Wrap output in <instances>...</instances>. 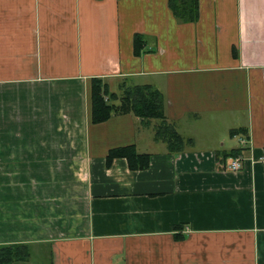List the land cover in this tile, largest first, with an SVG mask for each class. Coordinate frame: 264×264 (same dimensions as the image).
I'll return each mask as SVG.
<instances>
[{
    "label": "crops",
    "instance_id": "0c3cea01",
    "mask_svg": "<svg viewBox=\"0 0 264 264\" xmlns=\"http://www.w3.org/2000/svg\"><path fill=\"white\" fill-rule=\"evenodd\" d=\"M197 13L0 0V245L46 247L50 264H264V0H198ZM93 77L159 90L182 149L157 118L94 123ZM130 145L146 168L107 163Z\"/></svg>",
    "mask_w": 264,
    "mask_h": 264
},
{
    "label": "trees",
    "instance_id": "16d2710c",
    "mask_svg": "<svg viewBox=\"0 0 264 264\" xmlns=\"http://www.w3.org/2000/svg\"><path fill=\"white\" fill-rule=\"evenodd\" d=\"M174 12L183 21L198 18V0H169ZM144 36L135 34V54H140L144 46ZM91 102L92 121L94 123L108 120L115 114L132 112L142 117L145 122L152 118L160 120L156 127V136L164 140L171 151L179 152L184 144V138L165 116L163 94L150 85L139 84L126 86L122 93L111 90L108 81L102 77L92 78ZM249 147L234 149L228 155L234 158L238 154L246 155ZM114 157H125L132 169H144L149 164L147 153H139L133 145L114 148L107 155V163ZM181 238V236H177ZM31 251L27 244L0 245V264H31Z\"/></svg>",
    "mask_w": 264,
    "mask_h": 264
},
{
    "label": "rangeland",
    "instance_id": "374dc122",
    "mask_svg": "<svg viewBox=\"0 0 264 264\" xmlns=\"http://www.w3.org/2000/svg\"><path fill=\"white\" fill-rule=\"evenodd\" d=\"M173 124V123H171ZM173 126L176 128L175 124H173ZM232 127H236L235 126H230L229 130L232 128ZM234 133L233 135L235 137H237V139H241L240 138V135L238 133V129H233ZM237 135V136H236ZM238 135H239V138H238ZM242 146H246V144H248V141L246 140L245 142H242L240 143ZM31 251H32V254H31V257H30V263L31 264H50V254L48 253L49 250H47L46 247H41V248H38V246H31Z\"/></svg>",
    "mask_w": 264,
    "mask_h": 264
},
{
    "label": "built area",
    "instance_id": "2783aa9c",
    "mask_svg": "<svg viewBox=\"0 0 264 264\" xmlns=\"http://www.w3.org/2000/svg\"><path fill=\"white\" fill-rule=\"evenodd\" d=\"M242 142H245L246 139L241 140ZM248 141V140H247ZM247 155H241L238 154L234 158H232L230 164L228 165L230 169L232 170H240L244 166V161L247 159ZM259 160H261L264 163V155L260 156ZM252 162H256L254 158L251 157Z\"/></svg>",
    "mask_w": 264,
    "mask_h": 264
}]
</instances>
